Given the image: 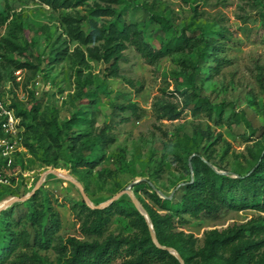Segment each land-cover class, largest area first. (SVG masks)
Returning a JSON list of instances; mask_svg holds the SVG:
<instances>
[{
    "label": "rangeland",
    "instance_id": "1",
    "mask_svg": "<svg viewBox=\"0 0 264 264\" xmlns=\"http://www.w3.org/2000/svg\"><path fill=\"white\" fill-rule=\"evenodd\" d=\"M0 13V45L4 37L16 44L9 51L0 48V95L20 118L17 150L10 165L0 164V203L28 195L54 169L79 182L92 205L139 181L133 194L157 210L147 186L170 194L193 177L189 160L195 154L232 177L257 162L264 148V0H80L68 7L0 0ZM117 14L130 35L114 75L111 61L88 52L97 47L101 53L103 40L84 43L70 28L88 33L107 27ZM134 40L152 50L170 42L172 49L145 58ZM206 40L211 54L200 55ZM20 63L25 66L18 68ZM197 102L201 106L194 107ZM167 107L178 115L171 119ZM98 131L103 140L84 147L83 140ZM78 152L92 164L80 165ZM45 177L28 199L3 209L10 215H0V233L17 241L1 264H61L69 255L67 239L84 237L80 188L51 173ZM117 200L133 205L128 194ZM241 224L258 231L248 229L246 236L264 240V212L253 208L223 210L216 219L181 214L172 231L192 234L198 250L205 231ZM137 232L115 212L104 236ZM226 257L224 252L210 264H224ZM252 258L248 264H264V244ZM195 260L203 264L199 256Z\"/></svg>",
    "mask_w": 264,
    "mask_h": 264
},
{
    "label": "trees",
    "instance_id": "2",
    "mask_svg": "<svg viewBox=\"0 0 264 264\" xmlns=\"http://www.w3.org/2000/svg\"><path fill=\"white\" fill-rule=\"evenodd\" d=\"M53 6L64 5L66 7L75 5L80 0H42ZM95 10L97 15H101V8ZM105 14H112L114 10L104 8ZM1 16V13H0ZM107 27H94L88 33H83L77 27L70 28V33L84 43L103 40L101 45L102 52L99 48H88L89 55L95 59H103L106 62L111 61L108 68L109 73L116 75L115 72L117 61L121 58V51L124 48L123 41L129 39V25L121 22L119 15ZM154 19L159 21L163 28H167L168 24L165 19L159 15H153ZM3 17L1 22H4ZM0 48L5 51L16 48L13 40L2 38ZM136 49L145 58H157L158 56L170 51V42L164 44L158 50H152L147 44L134 40ZM176 45H179V41ZM175 45V46H176ZM204 50L200 55H210L207 50L210 47V41L206 40ZM186 63V62H184ZM189 63V62H188ZM25 64H17L18 68ZM197 67V65H193ZM13 105H11L12 107ZM40 101L34 107L37 110ZM201 106L198 102L194 107ZM165 112L169 117L175 118L178 112L167 107ZM16 115H19L16 113ZM37 131V129H36ZM37 140L41 142L42 134L37 132ZM103 140L101 132L89 134L84 147L91 148L99 144ZM26 148L33 150V146L27 142L24 144ZM257 162L246 173H236L237 177L225 175L216 172L207 162L219 167L211 162L208 157L202 158L197 154L189 160L191 164L193 177L182 182L176 189L180 193L178 200H175L176 192L170 198H162L156 192V189L150 185L145 193L149 200L155 204L158 209L151 208L148 204L143 203L153 226L156 238L161 245L175 249L185 264H198L195 260L199 256L203 264H210L212 259L221 257L226 252L227 257L224 264H248L253 259L254 252L264 244V240L254 239L245 235L246 230L250 232H258L254 226L247 227L246 224L233 225L222 230L211 229L204 232L203 245L196 250L194 248V238L192 234L184 232H173L174 217L181 214L197 216L199 214L209 219H216L223 210H242L245 208H253L264 212V148L256 153ZM80 165H91V161L85 158L80 152L76 157ZM169 194H165L168 196ZM32 199V198H31ZM29 199V200H31ZM119 200H115L109 206L98 209L91 208L85 202L79 205L80 215V232L83 238L70 237L67 239L69 246V255L61 264H180L175 256L168 251L157 247L151 240L148 226L144 217L139 211L131 205L129 207L120 206ZM159 210L163 211L160 213ZM118 213L128 218L129 223L134 226L137 234L118 235L109 233L104 236L106 227L110 221L112 213ZM10 215V209L3 210L0 215ZM35 213L32 212L31 218ZM56 219L54 223H56ZM1 224V222H0ZM45 238L48 239V233L43 232ZM17 237H9L3 239L0 233V264L4 258L16 246ZM45 245V244H44Z\"/></svg>",
    "mask_w": 264,
    "mask_h": 264
},
{
    "label": "water",
    "instance_id": "3",
    "mask_svg": "<svg viewBox=\"0 0 264 264\" xmlns=\"http://www.w3.org/2000/svg\"><path fill=\"white\" fill-rule=\"evenodd\" d=\"M207 164L212 168L214 169L216 172L218 173H221V174H225V175H230V172H224V171H218L214 165H212L210 162H207ZM54 174L55 176L59 177V178H65L71 182H73L74 184H76L79 188H80V192H81V195H82V198L84 200V202L91 208H98V209H101V208H104V207H107L109 206L112 202H114L115 200H117L122 194H128L130 197H131V200L133 202V205L134 207L139 211V213L144 217L145 221H146V224L148 226V230H149V234H150V238L152 240V242L159 248L161 249H164L166 251H168L169 253L173 254L175 256V258L179 261L180 264H185L184 263V260L182 259V257L180 256V254L173 248H170V247H167V246H164V245H161L157 238H156V234L154 232V229H153V226L151 224V221H150V218L148 216V213L147 211L145 210V208L143 207L142 203L138 200V198L133 194L132 192V186L133 184L139 182V181H134L132 184L126 186L122 191L118 192L117 194H115L114 196H112L110 199H108L107 201L103 202V203H100V204H97V205H92L89 201H88V197L87 195L85 194L82 186L80 185L79 182H77L76 180L72 179L71 177L69 176H66V175H63L61 173H59L58 171L54 170V169H50V170H47L45 171L39 178V181L37 182L35 188L33 189L36 190L38 188V186L41 184V182L45 179V176L48 175V174ZM237 177V176H236ZM193 177H191L192 179ZM180 185V184H179ZM178 185V186H179ZM176 186L168 196H165V194H163L161 191L159 190H156V192L158 193V195L162 198H170L175 189L178 187ZM33 191L31 193H29L28 195H25L23 197H20V198H17V197H12L10 199H8L6 201L5 204L1 205L0 206V211L3 210L6 206H11L13 202H22V201H25L26 199H28L31 194L33 193Z\"/></svg>",
    "mask_w": 264,
    "mask_h": 264
},
{
    "label": "built area",
    "instance_id": "4",
    "mask_svg": "<svg viewBox=\"0 0 264 264\" xmlns=\"http://www.w3.org/2000/svg\"><path fill=\"white\" fill-rule=\"evenodd\" d=\"M20 118L0 95V164L10 165L17 150ZM1 178V173H0Z\"/></svg>",
    "mask_w": 264,
    "mask_h": 264
},
{
    "label": "bare ground",
    "instance_id": "5",
    "mask_svg": "<svg viewBox=\"0 0 264 264\" xmlns=\"http://www.w3.org/2000/svg\"><path fill=\"white\" fill-rule=\"evenodd\" d=\"M58 172H59V171H58ZM59 173L63 174L62 172H59ZM63 175H65V174H63ZM46 176H47V175H46ZM45 178H46V177H45ZM5 203H6V202H5ZM1 205H3V203H0V206H1Z\"/></svg>",
    "mask_w": 264,
    "mask_h": 264
}]
</instances>
